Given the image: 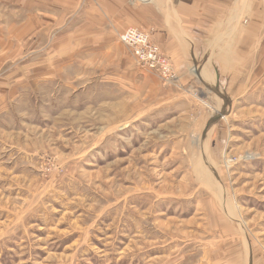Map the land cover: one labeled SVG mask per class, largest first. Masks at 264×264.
Here are the masks:
<instances>
[{"label": "rangeland", "instance_id": "374dc122", "mask_svg": "<svg viewBox=\"0 0 264 264\" xmlns=\"http://www.w3.org/2000/svg\"><path fill=\"white\" fill-rule=\"evenodd\" d=\"M34 2L0 0V264H264V55L149 100Z\"/></svg>", "mask_w": 264, "mask_h": 264}, {"label": "crops", "instance_id": "0c3cea01", "mask_svg": "<svg viewBox=\"0 0 264 264\" xmlns=\"http://www.w3.org/2000/svg\"><path fill=\"white\" fill-rule=\"evenodd\" d=\"M38 1L34 2L35 11L57 12L52 13L56 19L60 13V17L68 18L67 26L73 32L100 35L91 51L122 60L124 73L149 100L153 98L151 92L165 84L140 67L119 38L102 35H119L129 26L150 32L173 59L181 91L199 85L211 90L219 76L245 75L243 69L247 65L253 68L254 64L258 67L264 55V0H66V5L57 3L51 7ZM216 49L222 51L204 61V56ZM181 96L173 93L167 97L164 93L170 102ZM166 103L163 101V105Z\"/></svg>", "mask_w": 264, "mask_h": 264}, {"label": "built area", "instance_id": "2783aa9c", "mask_svg": "<svg viewBox=\"0 0 264 264\" xmlns=\"http://www.w3.org/2000/svg\"><path fill=\"white\" fill-rule=\"evenodd\" d=\"M131 1L146 2L148 0ZM119 40L131 49L140 67L154 73L168 85H178L179 76L171 56L153 39L150 32L138 26H129L119 34Z\"/></svg>", "mask_w": 264, "mask_h": 264}, {"label": "bare ground", "instance_id": "6f19581e", "mask_svg": "<svg viewBox=\"0 0 264 264\" xmlns=\"http://www.w3.org/2000/svg\"><path fill=\"white\" fill-rule=\"evenodd\" d=\"M176 72H177V70H176Z\"/></svg>", "mask_w": 264, "mask_h": 264}]
</instances>
